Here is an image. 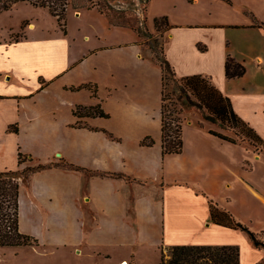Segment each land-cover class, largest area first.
Listing matches in <instances>:
<instances>
[{
  "label": "crops",
  "instance_id": "0c3cea01",
  "mask_svg": "<svg viewBox=\"0 0 264 264\" xmlns=\"http://www.w3.org/2000/svg\"><path fill=\"white\" fill-rule=\"evenodd\" d=\"M154 1L146 24L156 32L155 18L168 17L165 53L177 75L209 78L262 148L187 104L183 151L165 154L161 62L143 54L134 28L97 8H69L67 30L70 12L82 18L84 10L96 30L80 36L89 45L73 60L71 45H17L28 37L0 50L10 62L11 49L25 47L15 65H0V171L53 164L22 182L20 229L39 239L41 253L100 264H140L145 255L161 264L164 249L180 244L238 245L241 264L262 262L264 249L247 232L213 221L210 201L264 233V28L251 15L264 21V0H161L157 9ZM228 56L245 64L244 75L227 77ZM86 83L98 84L97 96L69 88ZM99 102L109 116L74 113ZM20 152L33 159L20 165Z\"/></svg>",
  "mask_w": 264,
  "mask_h": 264
},
{
  "label": "trees",
  "instance_id": "16d2710c",
  "mask_svg": "<svg viewBox=\"0 0 264 264\" xmlns=\"http://www.w3.org/2000/svg\"><path fill=\"white\" fill-rule=\"evenodd\" d=\"M148 1L149 0L145 3V12L147 11ZM226 1L232 3V0ZM20 2H28L37 7L48 8L50 13L57 18L59 25L65 32H67V11L70 4H72L74 8L86 7L85 4L76 5L72 0H0V12L10 9ZM87 8H89L88 5ZM251 15L254 19L253 26L264 28V21L260 20L255 14ZM155 25L159 31L164 30L165 32L171 27L167 16L155 18ZM162 26H164V29H161ZM133 28L137 30L141 36L146 34L142 33V30L139 28ZM22 39L23 38L11 39V42H18ZM161 66L163 70V152L165 154L181 153L184 146L183 117L181 116L182 109H169L166 103L169 98L166 92L169 80H174L180 84L183 91L182 96L185 94L188 105L204 108V111L208 114L206 115L207 119L215 120L221 118L222 121L225 119L228 122L235 119L251 133L253 137L249 139H253V145L256 147L260 145V148H262L260 144L261 138L256 133L255 129L236 113L231 99L220 92L209 78L198 74L185 77H179L177 75L172 63L166 57L164 44H162ZM246 70L247 67L244 63L237 61L232 56H228L226 61V75L228 78L240 77L246 73ZM69 88L72 90L87 88L93 92L94 96L98 95L97 83L73 85ZM74 113L79 117L109 116V113L103 109L101 102L96 105L79 104L74 108ZM232 128H236L234 124ZM9 129L11 131H18V125L13 124ZM211 132L225 139H232L215 130H211ZM257 141H260V143H257ZM143 142L151 144L153 141H151L150 138H145ZM32 159L33 158L28 154L22 152L19 154L20 165ZM52 165L53 164L39 163L37 165H28L22 171L19 169L0 171V247L36 246L40 244L39 239L35 235L23 233L20 229L21 183L19 182V178L24 175L23 179H28L36 171L48 168ZM63 165L69 168H77L72 164L64 163ZM111 175L118 177L125 176L120 173H112ZM210 209L212 219L215 223L247 232L256 246L264 249L263 232L259 233L252 231L247 225L234 218L229 211L221 208L214 200L210 201ZM169 249V257L163 253L161 264H241V252L238 245L180 244L171 246ZM263 262L264 261L257 264H263Z\"/></svg>",
  "mask_w": 264,
  "mask_h": 264
},
{
  "label": "rangeland",
  "instance_id": "374dc122",
  "mask_svg": "<svg viewBox=\"0 0 264 264\" xmlns=\"http://www.w3.org/2000/svg\"><path fill=\"white\" fill-rule=\"evenodd\" d=\"M161 0H155L152 5L157 9L160 5ZM76 5L85 4L89 6L88 9L97 8L101 13L105 15L107 20L113 24H120L128 27H135L142 30L145 35H140L143 46V54L150 59H158L159 62L162 60V44H164V30H158L156 32L150 31L145 20V3L147 0H72ZM70 9L78 10L74 8L72 4L68 7ZM152 10L154 8L152 7ZM97 13V11L95 12ZM96 15V14H95ZM92 16V15H91ZM98 19H103L99 15H96ZM88 20H93L90 17V12L84 10L83 17L77 16V13L73 15L70 12L68 19V30L65 32L58 23V20L53 16L48 8L37 7L28 2H20L10 9L3 10L0 12V50L5 45H9L11 39L27 38L23 44L17 45H52L53 51L56 45H71L68 48V54H71L72 60L78 55V45H89V42H83L80 36L85 33L94 34L95 27L93 24H89ZM106 26V24H105ZM156 26V25H155ZM161 29H164L162 26ZM107 31V30H106ZM13 36V38H12ZM25 36V37H24ZM25 47L12 48L13 58L8 61L0 53V65L8 67L10 63L15 65L17 63V55L23 52ZM5 52V48L3 50ZM16 74V71H14ZM169 98L167 99V107L169 109H182L187 107L186 96H182L183 91L180 84L174 80H169L167 90ZM204 117L206 118V112L204 108H200ZM176 114V112H175ZM182 114V112H181ZM182 116V115H181ZM207 119V118H206ZM214 122L219 127L225 129L227 132L234 134L238 138L249 139L253 137L251 133L241 123L235 119L228 122L221 118L215 120L207 119ZM236 128H232L233 124ZM230 127V128H229ZM239 133V135H238ZM255 146V145H254ZM256 147V146H255ZM261 147L260 145L258 146ZM26 162H29L26 161ZM25 162V163H26ZM28 165H37L39 163L29 162ZM27 165V166H28ZM24 167L19 168L22 171ZM24 175L19 178V182H26L27 179H23ZM24 180V181H23ZM39 246V245H38ZM170 247L164 249V253L169 257ZM39 249V248H38ZM35 246H20V247H0V264H100L97 261H88L73 259L69 255H63L61 251L55 252L54 254L41 253ZM149 253L150 251H145ZM144 256L143 260L140 259V264H157L158 259L156 256H150L149 259ZM101 264H104L101 263ZM105 264H116L114 259H107ZM122 264V263H121ZM264 264V262H263Z\"/></svg>",
  "mask_w": 264,
  "mask_h": 264
},
{
  "label": "bare ground",
  "instance_id": "6f19581e",
  "mask_svg": "<svg viewBox=\"0 0 264 264\" xmlns=\"http://www.w3.org/2000/svg\"><path fill=\"white\" fill-rule=\"evenodd\" d=\"M123 264H128V262H124Z\"/></svg>",
  "mask_w": 264,
  "mask_h": 264
},
{
  "label": "built area",
  "instance_id": "2783aa9c",
  "mask_svg": "<svg viewBox=\"0 0 264 264\" xmlns=\"http://www.w3.org/2000/svg\"><path fill=\"white\" fill-rule=\"evenodd\" d=\"M123 262H125V261H123Z\"/></svg>",
  "mask_w": 264,
  "mask_h": 264
}]
</instances>
